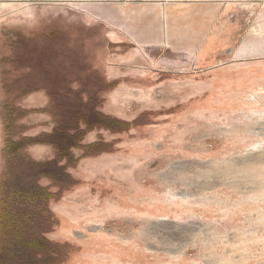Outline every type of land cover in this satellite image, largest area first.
Wrapping results in <instances>:
<instances>
[{
  "label": "rangeland",
  "instance_id": "374dc122",
  "mask_svg": "<svg viewBox=\"0 0 264 264\" xmlns=\"http://www.w3.org/2000/svg\"><path fill=\"white\" fill-rule=\"evenodd\" d=\"M200 1H152L140 19L138 2L0 0V264L34 262L16 227L27 163L61 154L42 138L10 166L12 140L48 135L92 98L113 122L85 132L54 183L38 178L66 184L47 235L72 245L66 264H264V0ZM37 56L59 68L31 74ZM28 81L82 95L59 93L52 113L45 91L21 94Z\"/></svg>",
  "mask_w": 264,
  "mask_h": 264
},
{
  "label": "trees",
  "instance_id": "16d2710c",
  "mask_svg": "<svg viewBox=\"0 0 264 264\" xmlns=\"http://www.w3.org/2000/svg\"><path fill=\"white\" fill-rule=\"evenodd\" d=\"M51 34L57 36L56 39L61 38L63 36V31L58 28H50L49 30ZM65 32V31H64ZM30 40V41H29ZM27 40L25 43L27 46L37 51V43L36 38H31ZM31 45V47H30ZM36 63H46L43 67L42 65L32 64L30 65L31 74H37L39 71L43 69V72L46 75H49L50 71L54 68L58 69L57 66H52L53 63H58L56 61H39V56L35 57ZM34 59H32L31 63H35ZM52 63V64H48ZM52 68V69H51ZM93 69H96L95 67ZM100 80V79H99ZM102 83V81L100 80ZM70 85V84H69ZM103 85V83H102ZM65 85L60 83H55L51 81H46L44 84H40L39 82H32L28 81L24 84L23 88L20 89L22 95H27L32 91H45L49 98L51 104V112L53 110L58 109L60 105V101H58L59 93H62L69 97V95H73L79 97L82 95V91L75 90L69 86L68 90H65ZM107 86V85H106ZM105 86V87H106ZM63 101L66 98L62 99ZM70 101V100H69ZM97 98L91 99V104L88 103V111L86 113H79L74 114L71 120L64 119L63 117L59 122H56V128L53 132L49 133L48 135H40L36 137H29V138H22L17 141L12 140V147L11 152L8 153L7 165H12L13 162L16 161L17 155L19 154L20 146L21 145H32L38 142H42V138H52L54 136H58L60 138L59 144V152L61 153L58 155V158L53 159L47 163H39L29 158L28 166L33 168V172L28 174V177L25 179L27 183L29 182L30 185H33L32 192L29 195V199H26L23 202L24 207L29 208L30 212H28V216L23 223L18 222L20 229H17L22 235L25 237L24 241L21 243L23 246H28L36 250L35 258L33 259L32 264H66L69 260V256L72 253L73 247L69 243H60L54 242L50 240L47 235L51 233L55 227L59 226L60 222L57 217L52 213L50 209V201L58 200L57 198L67 189L66 184L64 182L58 183V185H54L57 187V191L55 193L51 192L49 187H43L38 178L43 175L49 177L50 180H55L54 169L57 168L56 172H62L61 170H65L64 166L61 165V160H67L71 158V149L74 148V144L78 141H81V138L84 136L85 132L91 131L92 129L98 127H109V125L113 122L112 119L105 116L104 114L98 111V106L95 104ZM83 102V100H81ZM59 115V114H58ZM57 115V116H58ZM60 116V115H59ZM68 121V122H67ZM83 125L86 126L85 129L81 128ZM134 127L133 124L127 125ZM9 129V128H8ZM63 138V139H62ZM8 141V139L6 140ZM49 142V141H48ZM21 157V153L19 154ZM13 170V169H12ZM60 176V173H59ZM5 179V177H4ZM39 182V183H38ZM2 183V187H3ZM3 191V189H2ZM11 194V193H10ZM28 198V197H27ZM3 199H0V224L2 223L3 217V205L1 204ZM20 224H23L20 225ZM26 227V230L25 228ZM23 237V238H24ZM14 244V243H13ZM12 244V245H13ZM30 264V263H29Z\"/></svg>",
  "mask_w": 264,
  "mask_h": 264
},
{
  "label": "crops",
  "instance_id": "0c3cea01",
  "mask_svg": "<svg viewBox=\"0 0 264 264\" xmlns=\"http://www.w3.org/2000/svg\"><path fill=\"white\" fill-rule=\"evenodd\" d=\"M106 1V0H105ZM152 1H155V2H160V4H161V6H162V8L164 7V5L165 6H168V4H191L192 6H195L197 3H199V2H201L200 0H138V1H136V2H138V3H136V5L137 6H139V8H140V10L138 11V14L140 15L139 17H140V19L141 18H144L143 16V14H142V11L143 10H148V9H150V8H152V7H154V6H156V7H158V5L157 4H153V5H151V2ZM149 3V4H148ZM147 14L145 13V16H146ZM133 29H131V30H134L133 32H132V34L134 35V36H137L138 35V30L136 29V27H132ZM143 34V33H142ZM143 35H145V34H143ZM144 42V41H143ZM143 42H141V43H143ZM138 44H140V43H138Z\"/></svg>",
  "mask_w": 264,
  "mask_h": 264
},
{
  "label": "built area",
  "instance_id": "2783aa9c",
  "mask_svg": "<svg viewBox=\"0 0 264 264\" xmlns=\"http://www.w3.org/2000/svg\"><path fill=\"white\" fill-rule=\"evenodd\" d=\"M138 0H114L115 3L117 4H128V3H133ZM224 3H243L248 0H222Z\"/></svg>",
  "mask_w": 264,
  "mask_h": 264
}]
</instances>
